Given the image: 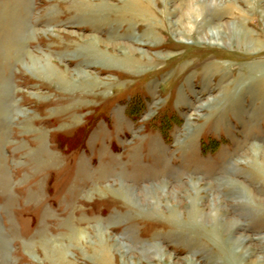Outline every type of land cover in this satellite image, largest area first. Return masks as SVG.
<instances>
[{
	"label": "rangeland",
	"instance_id": "rangeland-1",
	"mask_svg": "<svg viewBox=\"0 0 264 264\" xmlns=\"http://www.w3.org/2000/svg\"><path fill=\"white\" fill-rule=\"evenodd\" d=\"M185 1L0 0V264H264V0Z\"/></svg>",
	"mask_w": 264,
	"mask_h": 264
},
{
	"label": "bare ground",
	"instance_id": "bare-ground-1",
	"mask_svg": "<svg viewBox=\"0 0 264 264\" xmlns=\"http://www.w3.org/2000/svg\"><path fill=\"white\" fill-rule=\"evenodd\" d=\"M187 1V0H186ZM185 1V2H186ZM196 1H198L199 3H200V7H199V9H196V8H194L192 5H191V2H189V1H187L188 2V4H189V7H188V9H187V11H189V13H191V15L195 18V20L198 18V17H200V19H201V21L203 22L202 24H201V26L200 27H202V25H204L205 24V21H203L204 20V14H205V12H204V7L208 4V0H196ZM123 3H124V5L125 6H127V7H129L130 9H132V10H135L136 11V14L135 15H140V17L143 19V20H149L148 18H149V13H148V11H150V9H149V0H123ZM183 3V2H182ZM122 4V3H121ZM15 14V12L12 14L13 15V18H12V21H11V23L13 22V19H14V21H16V15H14ZM12 17V16H11ZM10 26H11V24H10ZM21 30V29H20ZM20 30H17V29H15V30H13V33L14 34H16V32L17 31H20ZM20 44V43H19ZM19 44H17V45H19ZM14 45H15V43H14ZM20 50V49H19ZM8 109V111H9V109H10V106L9 105H7L6 106ZM12 108V107H11ZM11 110V109H10ZM1 181H3V180H1ZM4 182H5V180H4ZM165 186H167V185H165ZM166 190V189H165ZM244 193V192H243ZM255 196V195H254ZM253 196V197H254ZM238 200V199H237ZM227 205V204H226ZM235 205L236 206H238V204L237 203H230L229 205H228V207H232V208H234L235 207ZM229 219V218H228ZM102 259H107V254L106 255H104V257L102 258Z\"/></svg>",
	"mask_w": 264,
	"mask_h": 264
}]
</instances>
